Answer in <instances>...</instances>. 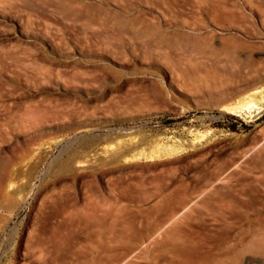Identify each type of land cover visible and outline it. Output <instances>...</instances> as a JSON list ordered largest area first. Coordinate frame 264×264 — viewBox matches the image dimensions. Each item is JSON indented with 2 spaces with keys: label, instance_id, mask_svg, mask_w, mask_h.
<instances>
[{
  "label": "rangeland",
  "instance_id": "374dc122",
  "mask_svg": "<svg viewBox=\"0 0 264 264\" xmlns=\"http://www.w3.org/2000/svg\"><path fill=\"white\" fill-rule=\"evenodd\" d=\"M257 2L0 0V264H36L32 229L89 199L143 232L119 264H264V110L222 111L250 90L224 70L231 38L264 86Z\"/></svg>",
  "mask_w": 264,
  "mask_h": 264
},
{
  "label": "bare ground",
  "instance_id": "6f19581e",
  "mask_svg": "<svg viewBox=\"0 0 264 264\" xmlns=\"http://www.w3.org/2000/svg\"><path fill=\"white\" fill-rule=\"evenodd\" d=\"M257 3H259V5H254V4L253 5L251 4V5L254 8V11H256V12H258V14H260V18L262 19V22L264 24V0H259V2H257ZM222 9H224V7H222ZM215 11H218V10H214L212 12L213 13L212 16L214 19L216 17H218V13ZM224 13H226L224 15V16H226V19L224 22H222V21H220V22L223 23V25H226L225 27L239 26L244 21V18L240 14L238 16L237 12H235L234 9L225 10ZM217 20L218 21H215L216 23L219 22V19H217ZM221 23H219V24H221ZM245 31L249 32V34H251V33L253 34V30H252L251 26L249 28L247 27L245 29ZM230 40H232V42L226 44L227 56H226L225 60H226V62H228V63L231 62V63H230V65L227 64L224 67V70L232 80H238L239 82L247 81L246 88H248L250 90H248L249 91L247 93L248 96L246 97V95H245L246 98L244 100L240 101L239 103H237L235 105L224 106L222 111L226 112L227 114L235 115V116H238L239 114L244 113V112H252L254 109L262 111V110H264V86L261 85L260 87H255V85L258 82L262 81L260 78H255V76L256 77L261 76V75H259L260 71L252 63H250L249 65H246L245 67L240 65L238 52L241 49V47L243 46V43L239 42V41H235V39L233 40V38H231ZM11 53L9 52V55ZM5 57H7V54ZM253 97L259 98V100L254 101V100H252ZM46 112H48V111L46 110ZM200 138L201 137L197 136V138L195 140L200 141ZM168 143H169V141H168ZM194 144H195V142H191L189 145H194ZM184 145H185V143L181 144L180 148H173V146L164 147V145H162L163 147H162L161 151L153 154L152 156L147 157L146 159L147 160L159 159V158L161 159L163 157H167V156L172 155V154L173 155L180 154L185 150V149H183ZM174 147H176V146H174ZM36 155H38V154H36ZM34 157L37 158V156H34ZM13 180L8 184L9 185L8 189L10 191L15 192L18 190L17 187L20 185L15 186V183L13 182ZM259 182L260 183L258 185H260L264 190V176H261L259 178ZM257 190L258 189H256V191ZM64 197L65 198H62V201L67 199L66 196H64ZM60 199H58V201H61ZM51 200L53 202V200H54L53 196L49 197V202H51ZM89 200L87 203L88 207L87 206L82 207V209L83 208L86 209V210L84 209L85 211L84 210L81 211L82 209L80 211H79V209H75V211L77 210L76 212H74V210H73V214L70 213V215H71L70 217L72 218V221L70 219V223H68V221H67V224L60 223V224L53 225L50 228H43V227L36 226L35 228L32 229V234H33L32 235L33 236L32 237L33 238V241H32V259H33V261H35L36 264H119V262H118L119 259L116 260V258H115V256H117V255H115L116 252L119 251L120 249H124V251L128 250L130 245L139 242V239L143 235V232L141 230L137 229L136 227H134L133 225L132 226L131 225L118 226L116 224L115 225H113V224L105 225L104 223L101 224V222L98 221L100 219V217L98 219V211H99L97 208L98 204L94 203L93 200H92V202H90ZM55 201H57V198ZM53 204H55V203H53ZM225 206H226V204H225ZM235 206H238V205H235ZM120 207H122V206H120ZM100 211H103V212H101L99 214L103 213V215H104V213H105V215L107 213H109L108 211H104L102 209H100ZM120 211H122V210H120ZM111 213H113V212H111ZM107 216H109V214H107ZM119 218H120V216H119ZM169 230H171V229H169ZM170 232H172V230L169 231V233ZM166 237H168V239H170L168 235H166ZM156 242L157 241H155L154 243H156ZM170 242H171V239H170ZM154 243L152 245H154ZM160 243H162V242L160 241ZM157 244H155V245H157ZM163 244L165 245L164 242H163ZM166 245H168V244L166 243ZM162 249H164V248H162ZM153 250H155V249H153ZM158 251L159 250H157V252ZM165 251L167 252V250H165ZM248 251H249L248 253H250L251 256L252 255L253 256L254 255L264 256V240L254 243L252 245V248L249 249ZM163 253H164V251H163ZM120 254H122V253H120ZM239 255H240V253H239ZM121 256H123V254ZM137 258H136V261L138 260ZM132 261H135V260H132ZM132 261L131 262L128 261V264H133Z\"/></svg>",
  "mask_w": 264,
  "mask_h": 264
}]
</instances>
